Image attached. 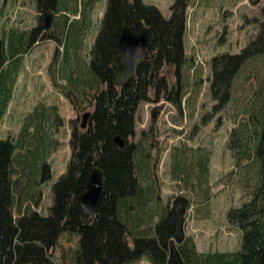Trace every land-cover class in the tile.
Wrapping results in <instances>:
<instances>
[{
	"label": "trees",
	"instance_id": "trees-1",
	"mask_svg": "<svg viewBox=\"0 0 264 264\" xmlns=\"http://www.w3.org/2000/svg\"><path fill=\"white\" fill-rule=\"evenodd\" d=\"M33 1L35 26L19 34L11 29L0 37V120L10 102L11 73L18 71L7 65L17 62L28 48L46 41L56 46L48 68L53 85L77 114L86 108L81 107L83 100L92 111L86 129L81 130L76 119L70 122L71 153L65 172L51 187L52 203L47 216L29 204H38L41 194L33 190L52 176L46 161L50 142L46 141L45 124L50 117L45 111H32L25 117L17 140L0 139V264H128L142 256L150 264H264V100L260 103L254 150L247 156L259 163L258 183L248 200L226 214L227 221L241 231L240 250L199 253L185 231L191 208V200L185 195H177L165 205L150 237L132 238L133 230L122 215L123 207L136 208L141 193L136 163L138 143L133 141L140 104H157L163 99L179 113L183 111L186 93L180 71L187 61L184 36L189 0H174L169 17L143 0H106L85 65L78 57L83 31L88 29V5L83 3L79 9L77 0ZM69 13L78 15V19L70 20ZM48 14H52V26L45 30L44 18ZM124 27L137 33L146 29L150 50L136 77L118 87L112 58ZM256 57L264 62V20L258 22L255 37L238 53L211 58L209 89L214 111L228 104L235 76ZM168 67L175 68V82L167 79L164 68ZM60 73L67 80L64 85L57 81ZM198 82L200 85V79ZM116 136L123 140V148L115 144ZM231 142L234 154V139ZM93 169L103 174V191L95 217L89 220L74 197L84 190ZM30 185L31 190L26 188ZM65 236L68 240L77 238L68 263L61 245ZM57 249L62 250L61 263L54 260Z\"/></svg>",
	"mask_w": 264,
	"mask_h": 264
},
{
	"label": "rangeland",
	"instance_id": "rangeland-1",
	"mask_svg": "<svg viewBox=\"0 0 264 264\" xmlns=\"http://www.w3.org/2000/svg\"><path fill=\"white\" fill-rule=\"evenodd\" d=\"M173 1L143 0L156 6L164 17L170 16ZM189 2L184 36L187 61L184 72L180 71L186 93L183 111L179 113L163 99L157 104H140L133 141L138 143L136 163L141 193L136 208L123 207L122 215L133 230L132 238L150 237L165 205L173 197L185 195L191 200L185 231L194 240L197 251L203 255L234 253L241 247V231L227 221L226 214L248 200L258 183L259 163L248 157L253 153L261 120L264 62L256 57L242 66L233 80L232 97L220 111H214L215 102L210 95L209 63L215 55L238 53L255 37L258 22L264 20V0ZM83 3L88 5V29L83 31L78 58L85 65L106 0H77V7L80 9ZM36 16L33 0H0V37L11 29L17 34L31 29L36 24ZM68 17L78 19L72 13ZM55 48L51 41L39 42L28 48L25 55L22 53L17 62L7 65L18 71L11 73L10 102L0 120V139L10 138L14 142L25 117L32 111H45L50 117L45 124L46 141L50 142L46 161L52 176L34 186L33 191L40 193L41 199L36 205L32 201L29 204L42 216L49 214L51 187L65 172L70 157V122L76 119L79 125L81 115L92 111L83 100L81 107L86 108L77 114L53 85L48 68ZM174 70V67L164 68L169 83L176 81ZM57 81L61 85L67 83L61 73ZM233 139L234 154L230 149ZM26 188L31 190V185ZM76 242L74 236L61 239L66 263L71 260ZM129 244L132 245L131 238ZM61 251L54 252L56 263H61ZM128 264L150 262L142 256Z\"/></svg>",
	"mask_w": 264,
	"mask_h": 264
},
{
	"label": "water",
	"instance_id": "water-1",
	"mask_svg": "<svg viewBox=\"0 0 264 264\" xmlns=\"http://www.w3.org/2000/svg\"><path fill=\"white\" fill-rule=\"evenodd\" d=\"M51 20L52 14L46 15L44 18L45 30H49ZM149 50L146 29L139 33L127 27L122 29L112 58L116 86L123 87L136 77L139 65L149 58ZM90 117L91 112L81 115V129H85L86 122ZM114 142L119 148L124 147V142L119 136L114 138ZM102 191L103 174L101 170L93 169L86 179L84 190L74 197L83 214L89 220H93L95 217Z\"/></svg>",
	"mask_w": 264,
	"mask_h": 264
},
{
	"label": "flooded vegetation",
	"instance_id": "flooded-vegetation-1",
	"mask_svg": "<svg viewBox=\"0 0 264 264\" xmlns=\"http://www.w3.org/2000/svg\"><path fill=\"white\" fill-rule=\"evenodd\" d=\"M91 118V117H90ZM90 118L87 120V122H86V127H85V129L87 128V126H88V123H89V120H90ZM81 123V122H80ZM79 126V128H80V124L78 125ZM81 129V128H80ZM81 130H84V129H81Z\"/></svg>",
	"mask_w": 264,
	"mask_h": 264
},
{
	"label": "crops",
	"instance_id": "crops-1",
	"mask_svg": "<svg viewBox=\"0 0 264 264\" xmlns=\"http://www.w3.org/2000/svg\"><path fill=\"white\" fill-rule=\"evenodd\" d=\"M185 46V45H184Z\"/></svg>",
	"mask_w": 264,
	"mask_h": 264
}]
</instances>
